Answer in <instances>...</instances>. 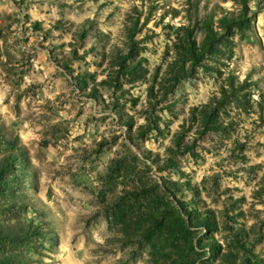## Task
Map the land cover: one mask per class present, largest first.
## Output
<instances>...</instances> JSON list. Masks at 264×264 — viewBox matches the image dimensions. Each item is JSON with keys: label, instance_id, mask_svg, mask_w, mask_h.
<instances>
[{"label": "rangeland", "instance_id": "374dc122", "mask_svg": "<svg viewBox=\"0 0 264 264\" xmlns=\"http://www.w3.org/2000/svg\"><path fill=\"white\" fill-rule=\"evenodd\" d=\"M246 8L193 62L238 0H0V264H264Z\"/></svg>", "mask_w": 264, "mask_h": 264}, {"label": "trees", "instance_id": "16d2710c", "mask_svg": "<svg viewBox=\"0 0 264 264\" xmlns=\"http://www.w3.org/2000/svg\"><path fill=\"white\" fill-rule=\"evenodd\" d=\"M248 1L249 0H238V2L242 5L240 12L236 15L233 13L228 15L227 12H224L222 16L217 18V25H215V20L212 16L199 21L201 22L204 33L200 44L196 45L195 42H193L190 46V57L193 62H198L204 54L211 52L213 44L219 40L220 32L216 30L215 27H219V29H227L234 24L244 25V16L247 11L246 3ZM190 36L191 32L188 33V37Z\"/></svg>", "mask_w": 264, "mask_h": 264}]
</instances>
